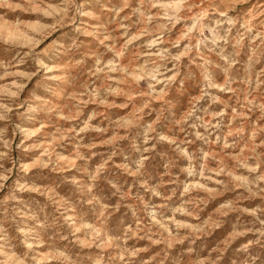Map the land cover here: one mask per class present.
<instances>
[{
  "label": "rangeland",
  "instance_id": "374dc122",
  "mask_svg": "<svg viewBox=\"0 0 264 264\" xmlns=\"http://www.w3.org/2000/svg\"><path fill=\"white\" fill-rule=\"evenodd\" d=\"M0 264H264V0H0Z\"/></svg>",
  "mask_w": 264,
  "mask_h": 264
}]
</instances>
